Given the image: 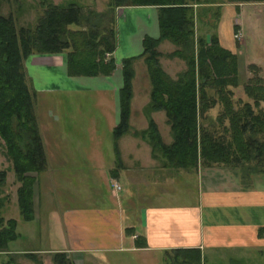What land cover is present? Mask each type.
Returning a JSON list of instances; mask_svg holds the SVG:
<instances>
[{"label": "trees", "instance_id": "16d2710c", "mask_svg": "<svg viewBox=\"0 0 264 264\" xmlns=\"http://www.w3.org/2000/svg\"><path fill=\"white\" fill-rule=\"evenodd\" d=\"M250 1L264 2L231 0L237 8ZM204 3L216 1L110 0L106 11L99 12L73 1L62 5L43 0V13L29 26H18L12 14L0 12V137L20 182L17 201L23 220L36 218L35 188L39 174L48 164L36 111L37 92L27 76L25 60L31 54L65 53L71 76L111 75L116 69L115 60L110 57L117 47L114 11L122 6L157 7L160 36H146L143 53L122 61L121 119L114 129L116 170L123 166L118 140L130 130L134 62L141 57L152 85L147 113L166 112L173 141L164 142L152 119L146 130L135 135L148 141L153 157L163 167L192 170L225 166L238 169L242 179L264 171V77L257 72L243 84L238 54L221 45L216 31L210 32L209 37L197 34V6ZM217 4L220 11L223 3ZM163 40L177 46L168 56L179 57L186 63V70L177 79L160 62L162 53L158 47ZM250 67L259 69L256 64ZM241 84L252 101L235 100L233 88ZM217 106L220 109L213 117L211 111ZM7 173L0 169V186ZM2 201L0 188V252L19 238L18 221L5 219L1 214ZM133 231L128 228L126 233ZM25 255L40 263L36 253ZM53 256L56 264H73L65 252ZM165 259V264H202L201 252L196 248L174 249L166 253ZM2 264L15 261L10 257Z\"/></svg>", "mask_w": 264, "mask_h": 264}, {"label": "crops", "instance_id": "0c3cea01", "mask_svg": "<svg viewBox=\"0 0 264 264\" xmlns=\"http://www.w3.org/2000/svg\"><path fill=\"white\" fill-rule=\"evenodd\" d=\"M235 5L225 3L222 11L226 6L239 11ZM114 12L117 47L110 57L114 58L116 69L111 75L71 76L65 53L31 54L25 60L27 76L37 95L53 91H98L100 100L109 106L102 110L104 120L99 131L104 134L99 133L96 120L89 129L90 126L85 125L76 127L79 131H91L93 138L87 154L82 152L79 156L70 151L69 143L59 135L61 129L66 132L59 125L60 118L53 112L48 115L46 128L49 133L46 135L37 114L48 163L42 173L56 175L54 179L58 180H101L107 196L104 201L66 208L59 219L64 230L59 246L37 252L53 255L65 252L67 258L80 264H112L111 258L119 254L149 256L143 262L165 264L167 252L196 248L201 252L202 264L208 259L212 264H264V234L261 235V229H264V171L242 179L238 169L200 166L191 170L194 172L195 198L190 201L184 199L186 193L184 197L177 195L183 181H186L185 192L188 190L185 180L188 174L183 173V168L157 167L151 145L135 135L146 130L152 119L164 142L170 144L173 141L166 112L147 113L152 85L141 57L134 62L131 129L118 140L124 165L116 170L114 129L121 119L122 61L140 56L144 51V38H158L160 29L155 6H122ZM221 19L213 30L222 46L233 49V38L231 45L222 40ZM176 49L177 46L168 40H163L158 47L162 53V67L174 79L181 72L176 70L172 75L165 68L163 59ZM167 132L170 135L167 136ZM122 179L128 184L125 191ZM116 183L122 186L120 190L116 189ZM128 228L134 229L132 234L126 233Z\"/></svg>", "mask_w": 264, "mask_h": 264}, {"label": "rangeland", "instance_id": "374dc122", "mask_svg": "<svg viewBox=\"0 0 264 264\" xmlns=\"http://www.w3.org/2000/svg\"><path fill=\"white\" fill-rule=\"evenodd\" d=\"M42 1L43 0H0V12L4 15L12 14L18 26L34 25L38 16L43 13L44 6ZM48 1L62 5L73 1L80 4L85 9L90 8L99 12H105L110 0ZM214 1H216V4L204 3L197 6L199 11L196 28L197 34H204L209 37L210 32L214 31L213 28H215V25L218 26L220 22L219 18H222V40L224 44L228 45L227 43L230 42L229 45H231V43H233L232 38L234 39L233 49L229 50L237 53L240 58V76L242 83H246L248 79L254 77L257 72L264 77V2H244L238 6L239 11H237V9L235 11L234 8L232 9L227 6L224 11H222V7L225 3H234L235 5V2H231V0ZM222 2L221 10L218 11L217 3ZM229 8L232 9V12ZM205 9H207V13ZM215 12L218 13V16L215 15ZM238 21L239 24H237ZM173 52L174 51H171L169 54ZM168 57L163 59V62L165 68L170 71L172 75H174V71L176 70L179 72L186 70L187 66L184 60L176 57ZM252 64H256L259 69L251 68L250 66ZM142 81L143 80H141L140 84L141 91L144 89ZM145 89L147 90L146 87ZM233 89L235 100L242 99L245 101H252L247 97L242 84ZM100 97V92L91 90L53 91L37 95L36 111L37 114L40 115L46 135L49 133L46 128L48 124L46 120H48V115L50 116L53 112L54 116L60 118L59 125L66 130L65 132L61 129L59 135L61 134L62 140L69 143L70 151L77 153L76 155L78 156L81 155L82 152L86 153L89 151L90 145L93 143L92 132L79 131L76 127L84 125L90 126L96 122L99 126L98 131L100 130V124H102L104 120L102 110L109 108L106 104L104 105ZM262 105H264V103ZM219 109L220 106L213 109L211 111V116H216ZM94 120L96 121L94 122ZM91 127L92 126L88 127V129ZM55 130H57V128H55ZM99 133L104 134L100 131ZM168 133L169 132H167V136L170 135ZM118 149L120 152L119 145ZM5 151L6 147L4 141L0 137V169L7 170L8 172L6 180L0 186L3 197L1 214L5 219L15 218L18 221L17 232L19 233V238L10 242L6 251L0 252V264L10 259V257L14 259L15 264H56L52 253L37 251L58 247L61 241L60 239H63L62 237L64 235L63 224L59 219L65 209L75 204L106 200L105 186L101 180L87 178L81 180H58L56 178L54 179L56 175L42 173L38 176V183L34 194L36 220L25 221L21 217L17 202V189L20 186V182L12 169V162L7 158ZM131 162L132 161L129 163ZM161 164V161L157 159V167L158 165L162 166ZM182 171L184 174H188L185 180L188 181L189 187L185 192L186 189L184 185H186V181H183L182 188H180L182 190L178 191L177 195L180 194L184 197V193H186L184 199L187 198V200L191 201L195 198V191L192 186L195 184L193 178L194 172L191 171V169H183ZM161 178H164L163 175ZM121 183H124L125 191L126 185H128L127 181L122 179ZM127 215L129 214H126V222ZM25 250L36 253L40 263L27 257L25 255L26 253H22ZM145 258L149 259V256L138 257L129 254H119L117 257L111 258V260L112 264H147L143 262ZM210 260L208 259L206 264H212ZM72 263L80 264V262L76 263L73 261ZM222 264H225V262H222Z\"/></svg>", "mask_w": 264, "mask_h": 264}, {"label": "built area", "instance_id": "2783aa9c", "mask_svg": "<svg viewBox=\"0 0 264 264\" xmlns=\"http://www.w3.org/2000/svg\"><path fill=\"white\" fill-rule=\"evenodd\" d=\"M115 187H116L117 190H120L121 189V186L118 185V183L115 184Z\"/></svg>", "mask_w": 264, "mask_h": 264}]
</instances>
